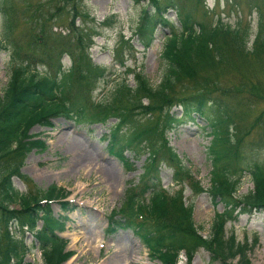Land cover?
<instances>
[{"label": "trees", "instance_id": "trees-1", "mask_svg": "<svg viewBox=\"0 0 264 264\" xmlns=\"http://www.w3.org/2000/svg\"><path fill=\"white\" fill-rule=\"evenodd\" d=\"M158 1L149 0L153 16L141 10L137 37L144 48H148L156 26L170 29L161 49L160 79L152 86L141 71L132 73V96L137 100L145 98L148 106L153 105L158 113L166 110L159 128L162 135L182 123L181 118L169 114L173 105L182 108L187 120L198 116L207 122L210 137L206 147V159L210 163L208 192L213 202L221 200L225 208L213 218L210 237L202 239L195 235L190 210L183 206L180 190L165 194L151 177L136 192L128 194L126 221L111 222L115 210L110 213L107 233L129 227L150 258L159 260L160 264H176L180 252L189 264L196 247H204L212 262L220 258L222 264H232L234 260L237 264H247L245 246L235 243L232 236L224 240L222 228L234 220L236 207H240L239 211L264 209V155L258 154L259 141L241 147V140L230 134L238 130L229 115V101L217 99L226 95L212 98L211 93L217 75L231 68L227 61L230 52L241 55L239 58L264 57V28L257 20L252 50L244 52L249 34L247 29L240 28L239 22L233 27L217 17L211 24L195 22L188 12L174 5V0H163L161 5ZM260 2L264 5L263 0ZM168 8L174 12L178 29H172L170 22L162 19ZM87 11L84 0H0V51L7 56L9 71L7 84L0 92V264H31L23 261L28 251L19 236L23 228L31 233L37 245L40 264H61L72 254L63 252L65 242L56 236L63 232L67 220L53 217L50 210L51 203L69 210L62 199V190L48 186L46 191L21 194L13 187L12 178H23L19 169L27 153L34 149L45 151L43 143L35 139L37 135L28 134L34 125L49 127L56 117L80 124L104 120L103 115L97 120L87 115L82 95H74L70 88L73 74L81 71V66L85 69L91 66L87 50L92 48L94 37L101 35L109 25L96 21ZM13 16L20 17L16 25ZM28 25L30 28L19 34ZM63 58L68 59V67L62 63ZM88 76L90 85L95 81L96 85L100 81L107 85L113 74L97 69ZM124 78L116 85L115 101L123 98ZM254 89L255 86L249 88ZM112 115L125 121L121 111ZM112 133L108 151L119 160L123 159V151L131 148L132 141L141 137V133L133 131L132 141H121L118 151L115 147L117 133ZM164 140V143L161 141L163 149L177 167L173 171V182L180 189L183 181L190 178L189 171L181 167ZM244 176L250 180L253 190L238 200L234 194ZM139 213L149 221L134 228L132 220ZM38 221L41 226L36 229Z\"/></svg>", "mask_w": 264, "mask_h": 264}, {"label": "rangeland", "instance_id": "rangeland-1", "mask_svg": "<svg viewBox=\"0 0 264 264\" xmlns=\"http://www.w3.org/2000/svg\"><path fill=\"white\" fill-rule=\"evenodd\" d=\"M162 1L159 0L158 4L161 5ZM84 2L92 18L109 25L103 29L101 35L94 37L92 48L87 50L91 66L86 69L81 66V71L73 74L70 88L74 95H82L87 115L96 120L103 115L104 120L80 124L56 117L50 121L49 127L34 125L28 134L37 135L35 139L43 143L45 151L34 149L24 156L19 169L24 179L14 177L12 185L21 194L46 191L48 186L62 190V199L68 204L69 210H62L57 203L50 204L53 217H64L67 220L63 232L56 236L65 242L63 252L72 254L61 264H160L159 260L150 258L129 227L117 228L114 232L107 233L110 223L108 217L115 210L111 222L126 221L125 215L129 212L128 194L136 192L143 186L144 181L153 177L165 194L172 195L180 190L181 202L190 210L195 235L208 239L213 218L221 214L225 203L217 199L213 202L208 192L210 163L206 159V147L210 137L207 122L198 116L187 120L183 117L182 108L173 105L169 114L181 118L182 123L173 131L162 135L159 128L166 110L158 113L153 105L148 106L145 98L140 97L137 100L132 96V73L141 71L149 84H158L162 44L170 32L169 28L158 25L151 45L144 48L140 43L137 28L140 26L141 10L153 16L149 0ZM174 5L188 12L195 22L211 24L216 17L231 27L239 22L240 28L247 29L249 34L242 49L244 52L252 50L257 20L264 28V5L260 0H174ZM19 19L20 17L13 16L15 25ZM162 19L169 21L172 29H178L171 9L168 8ZM29 28V25L26 26L19 34ZM239 56L241 55L237 53H229L227 61L231 68L217 75L216 84L212 88L215 92L211 93V97L226 95L225 98L217 99L222 102L229 101V115L238 130L234 134L230 131V134L241 140L243 148L248 147L250 142L259 141L258 154L262 156L264 57L255 59L251 55L245 58ZM7 62L6 54L0 51V92L7 84ZM62 63L65 67L69 66L66 58H63ZM117 63H121V66ZM97 69L104 70L105 73L112 72L113 76L109 78L107 85L101 84V81L97 85L96 81L93 85L88 84L91 81L88 75ZM122 78L125 79L126 87L122 90V96L127 97L128 102L126 98L114 100L118 95L115 93L116 85ZM252 86L256 89L249 90ZM226 88L228 91L225 93ZM119 111L124 115V122L112 115ZM133 131L141 133V137L138 136L132 141ZM112 132L117 133L115 147L118 151L121 141H132L129 146L131 148L123 151L121 160L108 151L107 144ZM164 139L181 167L189 171L190 178L183 181L180 189L173 182V171L177 167L163 149ZM131 149L133 151L129 153ZM252 190L250 180L244 176L234 196L242 200ZM239 209L240 207H236L233 210L234 220L223 226V239L232 236L235 243L245 246L247 264H264V209ZM148 221L147 216L139 213L132 220V224L135 228ZM40 226L41 222L38 221L36 229ZM19 232L28 249L24 263L40 264L41 254L31 233L25 231V228ZM180 263L188 264L183 252L177 256L176 264ZM189 264L222 263L220 258L212 262L204 247H196ZM232 264H237L236 260Z\"/></svg>", "mask_w": 264, "mask_h": 264}, {"label": "bare ground", "instance_id": "bare-ground-1", "mask_svg": "<svg viewBox=\"0 0 264 264\" xmlns=\"http://www.w3.org/2000/svg\"><path fill=\"white\" fill-rule=\"evenodd\" d=\"M99 244V243H98ZM181 264V263H180Z\"/></svg>", "mask_w": 264, "mask_h": 264}]
</instances>
